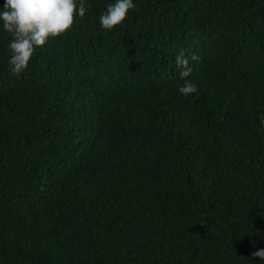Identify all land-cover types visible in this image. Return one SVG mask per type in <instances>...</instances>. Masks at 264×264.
<instances>
[{"label":"trees","instance_id":"16d2710c","mask_svg":"<svg viewBox=\"0 0 264 264\" xmlns=\"http://www.w3.org/2000/svg\"><path fill=\"white\" fill-rule=\"evenodd\" d=\"M110 3L18 77L0 22V264H264V0Z\"/></svg>","mask_w":264,"mask_h":264},{"label":"clouds","instance_id":"9594fccd","mask_svg":"<svg viewBox=\"0 0 264 264\" xmlns=\"http://www.w3.org/2000/svg\"><path fill=\"white\" fill-rule=\"evenodd\" d=\"M91 7V4L86 6V0H79V4L77 0H4L0 22L3 30L12 36L8 61L10 72L17 77L22 74L37 48L66 35L73 28L77 15L83 18ZM135 7L133 0H115L101 14V26L111 30L122 24ZM191 59L199 60V56L194 53ZM175 64L181 69L179 75L184 81L178 86V91L184 96L196 93L197 85L189 79L193 72L189 58L178 55ZM251 255L264 260V249H258Z\"/></svg>","mask_w":264,"mask_h":264}]
</instances>
